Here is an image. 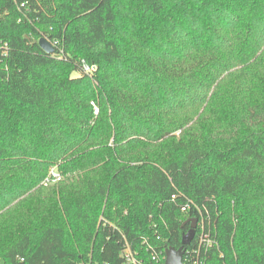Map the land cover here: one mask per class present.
I'll return each mask as SVG.
<instances>
[{"label":"trees","instance_id":"1","mask_svg":"<svg viewBox=\"0 0 264 264\" xmlns=\"http://www.w3.org/2000/svg\"><path fill=\"white\" fill-rule=\"evenodd\" d=\"M195 218L183 264H264V0H0V264H164Z\"/></svg>","mask_w":264,"mask_h":264},{"label":"built area","instance_id":"2","mask_svg":"<svg viewBox=\"0 0 264 264\" xmlns=\"http://www.w3.org/2000/svg\"><path fill=\"white\" fill-rule=\"evenodd\" d=\"M56 45V42L54 43ZM53 46V45H52ZM81 70L84 73L87 74H92L97 70V66L96 65H90L89 63H87L86 61H82L81 62ZM92 105L94 106V112L97 114L98 113V108L96 106V104L94 102H92ZM63 180V175L61 174V172L58 170L57 167H52L49 170L48 176L46 177V179L44 180V185L45 186H49L52 184H55L57 182H60ZM176 195L172 196V199H175ZM193 204V201L188 199L187 202L181 206V211L183 212H187L191 205ZM197 228L198 229V235L196 237V246H197V250L198 251H202L204 253H207V251L215 246L218 245V241L217 239H214L210 236L209 233H207L205 231V225H204V221L203 219L199 222H197ZM148 240H145L144 243H147ZM150 247L148 246V249ZM199 252V253H200ZM122 256L126 262V264H145L143 259H141L131 248L130 244L128 242H126L124 249L122 250ZM158 254L154 253V259H157ZM195 264H209L208 263V259L206 257H203L202 260L200 259V255L198 254L197 259Z\"/></svg>","mask_w":264,"mask_h":264},{"label":"water","instance_id":"3","mask_svg":"<svg viewBox=\"0 0 264 264\" xmlns=\"http://www.w3.org/2000/svg\"><path fill=\"white\" fill-rule=\"evenodd\" d=\"M38 45L47 53L51 54L54 52V48L51 43L44 37L38 40ZM190 222V227L187 232L183 234L182 245L178 248L170 246L165 250V262L164 264H183V259L186 253V247L189 246L196 235L197 222L198 220L191 219L187 220L184 224Z\"/></svg>","mask_w":264,"mask_h":264},{"label":"rangeland","instance_id":"4","mask_svg":"<svg viewBox=\"0 0 264 264\" xmlns=\"http://www.w3.org/2000/svg\"><path fill=\"white\" fill-rule=\"evenodd\" d=\"M177 134L179 135L180 134V132H177ZM54 167H56V166H54ZM78 174L79 173H74V174H65V175H63V180H62V183H68V182H72V181H74V180H72V179H75V178H77L78 177ZM53 185V184H52ZM42 193V192H41ZM6 217V216H5ZM197 232H198V229H196V234H197ZM199 233V232H198Z\"/></svg>","mask_w":264,"mask_h":264}]
</instances>
